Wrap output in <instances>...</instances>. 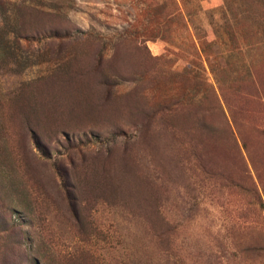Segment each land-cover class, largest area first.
<instances>
[{"label":"rangeland","instance_id":"1","mask_svg":"<svg viewBox=\"0 0 264 264\" xmlns=\"http://www.w3.org/2000/svg\"><path fill=\"white\" fill-rule=\"evenodd\" d=\"M156 1L0 0V264H264V0Z\"/></svg>","mask_w":264,"mask_h":264},{"label":"trees","instance_id":"2","mask_svg":"<svg viewBox=\"0 0 264 264\" xmlns=\"http://www.w3.org/2000/svg\"><path fill=\"white\" fill-rule=\"evenodd\" d=\"M148 4V7L150 8V10H152V14L154 15V17H158V16H162L163 14H165V12H168L166 9V5L164 3H160L156 0H145ZM155 37V36H154ZM146 38V39H145ZM140 37V41H146L149 40L148 37ZM138 42V41H137ZM232 134V136H234L233 132H230ZM244 148H246V144H244ZM264 206V203H263Z\"/></svg>","mask_w":264,"mask_h":264}]
</instances>
